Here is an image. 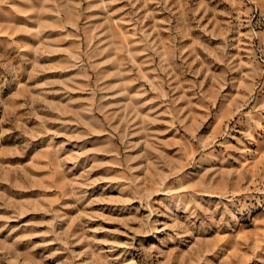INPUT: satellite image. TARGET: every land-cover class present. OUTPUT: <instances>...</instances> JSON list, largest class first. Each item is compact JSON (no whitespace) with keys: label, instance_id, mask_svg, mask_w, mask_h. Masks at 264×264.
Here are the masks:
<instances>
[{"label":"rangeland","instance_id":"rangeland-1","mask_svg":"<svg viewBox=\"0 0 264 264\" xmlns=\"http://www.w3.org/2000/svg\"><path fill=\"white\" fill-rule=\"evenodd\" d=\"M0 264H264V0H0Z\"/></svg>","mask_w":264,"mask_h":264}]
</instances>
